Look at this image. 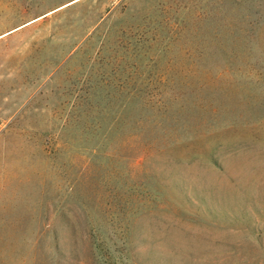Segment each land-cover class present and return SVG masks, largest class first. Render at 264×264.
<instances>
[{
  "label": "rangeland",
  "instance_id": "obj_1",
  "mask_svg": "<svg viewBox=\"0 0 264 264\" xmlns=\"http://www.w3.org/2000/svg\"><path fill=\"white\" fill-rule=\"evenodd\" d=\"M0 264H264V0H0Z\"/></svg>",
  "mask_w": 264,
  "mask_h": 264
}]
</instances>
